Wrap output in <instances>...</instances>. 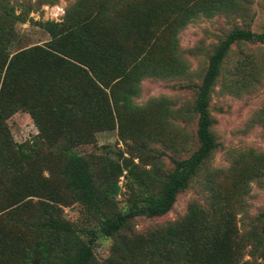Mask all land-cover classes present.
Here are the masks:
<instances>
[{
  "label": "trees",
  "instance_id": "obj_1",
  "mask_svg": "<svg viewBox=\"0 0 264 264\" xmlns=\"http://www.w3.org/2000/svg\"><path fill=\"white\" fill-rule=\"evenodd\" d=\"M233 5L234 0H79L65 9L61 21L37 22L49 37L45 47L12 54L4 68L5 57L0 55V211L38 192L41 177L31 165L57 160L64 188L95 226L78 230L60 209L44 201H38L33 216L21 220L17 215L22 204L15 205L0 223V264H264V209L255 225L241 239L236 237L229 216L219 207L220 185L208 178L206 207L193 203L182 221L143 234L127 228L135 216L167 212L214 149L207 106L221 61L232 43L264 44V30L233 27L208 54L192 103L195 148L173 159L164 173L128 167L125 210L115 204L117 178L106 169L94 177L89 161L74 150L88 142L93 131L110 129L115 122L122 129L127 120L145 112L150 101L136 105L131 97L143 76L174 68L178 29L198 14L211 15ZM8 16L16 18L8 11L0 13V51L9 37L4 31L12 22ZM150 40L153 56L148 57ZM165 66L170 69L163 71ZM17 110L31 118L46 156L36 157L29 145L12 140L5 119ZM251 156L258 164L248 177L264 172V159L257 161L262 155ZM218 173L222 169L209 175ZM95 236L112 240L110 252L99 261L92 251ZM245 245L247 258L241 253Z\"/></svg>",
  "mask_w": 264,
  "mask_h": 264
},
{
  "label": "rangeland",
  "instance_id": "obj_2",
  "mask_svg": "<svg viewBox=\"0 0 264 264\" xmlns=\"http://www.w3.org/2000/svg\"><path fill=\"white\" fill-rule=\"evenodd\" d=\"M78 1L0 0V13L8 11L16 17H7L12 22L4 30L9 37L0 51L5 57L3 68L12 54L34 46L45 47L49 37L37 22L61 21L65 9ZM232 8L217 10L211 15L198 14L178 29L174 68L143 76L138 81V93L131 97L136 105L150 101L145 112L127 120L122 129L115 122L110 129L93 131L88 142L74 147L89 161L94 177H100L106 169L111 177L117 178L120 190L115 204L118 209L125 210L128 203L131 181L128 167L137 172L158 169L164 173L172 168L173 159L183 158L195 148L196 114L192 111L195 87L200 82L208 54L225 33L233 27L256 32L264 30V0H234ZM149 42L145 53L151 57L154 41ZM1 74L2 71L0 77ZM207 109L214 149L188 185L177 193L170 209L159 216L131 218L127 228L132 232L143 234L180 222L193 203L206 207L210 196L204 184L207 178L220 185L219 207L229 216L236 237L241 239L244 232L255 225L256 215L264 209V172L251 177L247 174L250 175L251 167L257 163V158L251 154L262 155L258 162L264 159V44L241 41L229 46L211 86ZM5 123L15 143L29 145L36 157L46 156V145L39 139L35 125L24 110L11 114ZM30 167L41 177V185L36 194L23 197L18 205L15 204L16 207L22 204L17 215L19 219L33 216L38 201H44L60 209L63 218L76 229L95 228L94 222L86 219L81 207L64 188L56 172L60 167L57 160ZM215 168L222 169L225 174L210 176ZM261 169L264 171V167ZM118 170L120 174H114ZM15 205L0 211V223L4 222L5 211L12 210ZM111 242L108 237H94L92 251L96 260L108 255ZM247 249L245 245L241 250L244 258H247Z\"/></svg>",
  "mask_w": 264,
  "mask_h": 264
}]
</instances>
